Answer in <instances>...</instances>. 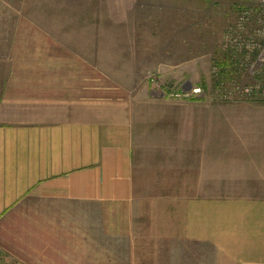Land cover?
Wrapping results in <instances>:
<instances>
[{
	"label": "crops",
	"instance_id": "crops-1",
	"mask_svg": "<svg viewBox=\"0 0 264 264\" xmlns=\"http://www.w3.org/2000/svg\"><path fill=\"white\" fill-rule=\"evenodd\" d=\"M37 37L0 33L4 264H264V129L227 131L219 101L99 94Z\"/></svg>",
	"mask_w": 264,
	"mask_h": 264
},
{
	"label": "rangeland",
	"instance_id": "rangeland-1",
	"mask_svg": "<svg viewBox=\"0 0 264 264\" xmlns=\"http://www.w3.org/2000/svg\"><path fill=\"white\" fill-rule=\"evenodd\" d=\"M262 27L264 0H0V33L14 34L17 49L44 51L34 37L47 32L99 94L219 101L231 133L264 129V108L236 102L259 79L248 67L264 49Z\"/></svg>",
	"mask_w": 264,
	"mask_h": 264
},
{
	"label": "built area",
	"instance_id": "built-area-1",
	"mask_svg": "<svg viewBox=\"0 0 264 264\" xmlns=\"http://www.w3.org/2000/svg\"><path fill=\"white\" fill-rule=\"evenodd\" d=\"M246 20H247L246 14L245 13L241 14L239 17V23L241 27L245 24ZM262 29H264V27H262ZM250 68L251 70H253L254 75L258 76L259 78L257 83L244 86L238 90L240 93L245 95L244 98L247 99L257 98L264 100V49L261 50L260 54L255 58V60L250 61L248 70ZM195 92L200 93L201 89H196ZM0 264H4L3 252L1 249H0Z\"/></svg>",
	"mask_w": 264,
	"mask_h": 264
},
{
	"label": "trees",
	"instance_id": "trees-1",
	"mask_svg": "<svg viewBox=\"0 0 264 264\" xmlns=\"http://www.w3.org/2000/svg\"><path fill=\"white\" fill-rule=\"evenodd\" d=\"M224 65H227V64H224Z\"/></svg>",
	"mask_w": 264,
	"mask_h": 264
}]
</instances>
